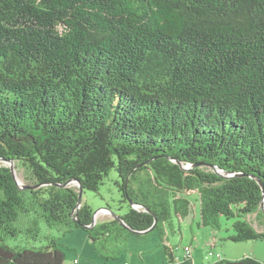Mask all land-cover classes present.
Here are the masks:
<instances>
[{
  "label": "trees",
  "instance_id": "obj_1",
  "mask_svg": "<svg viewBox=\"0 0 264 264\" xmlns=\"http://www.w3.org/2000/svg\"><path fill=\"white\" fill-rule=\"evenodd\" d=\"M113 168L133 230L198 219L212 247L234 218L229 240L264 241V0H0V264H64L53 239L8 243L41 221L132 232L113 217L87 228L93 211L68 183L98 191Z\"/></svg>",
  "mask_w": 264,
  "mask_h": 264
},
{
  "label": "rangeland",
  "instance_id": "obj_2",
  "mask_svg": "<svg viewBox=\"0 0 264 264\" xmlns=\"http://www.w3.org/2000/svg\"><path fill=\"white\" fill-rule=\"evenodd\" d=\"M13 163L17 179L24 183L21 169H18L15 162ZM116 178L117 172L113 168L108 176L104 177L98 191L84 190L82 192V201L86 202L93 212L101 207L108 208L111 212L99 211L96 222L111 219L112 213L122 215L127 210L128 204L120 201L119 190L115 185ZM247 219L257 230L263 229L255 214L247 215ZM197 221L198 219L178 221L174 216L170 225H165L163 234L157 229L139 235L123 231L120 236L105 240L89 239L87 233L79 228H73L72 231H66V227L62 225L48 228L41 221V232L35 239L18 234L17 237L8 239V243L40 248L48 245L53 239L63 253L64 264H170L164 245L172 248L174 257L179 256L180 260L183 259L184 246H190V256L197 264H208L218 258L238 259L243 256L255 257L264 263L262 239L234 242L227 238L233 233L231 224L234 218L219 219L220 224L214 231L216 239L212 247L206 244L212 229L197 226ZM209 252L213 255L209 256ZM217 253L220 257H216Z\"/></svg>",
  "mask_w": 264,
  "mask_h": 264
},
{
  "label": "water",
  "instance_id": "obj_3",
  "mask_svg": "<svg viewBox=\"0 0 264 264\" xmlns=\"http://www.w3.org/2000/svg\"><path fill=\"white\" fill-rule=\"evenodd\" d=\"M172 160L175 161V162H177L178 164H180V167L183 168V169H188V168H191V167L193 168L194 166H196V164H192V163L181 164V163L178 162V160H176V159H172ZM2 161H3L4 163H7L8 166L10 167V169H11V171H12V173H13V178H14V180L16 181L17 185H18L20 188H27V187H28L27 185H25L24 183H21V182L17 179L16 172H15V167H14V163H13V162H14L13 159H10V160H4V159L2 158ZM210 168H211L214 172H216L218 175H221V177H231V176H233V175H236V176L239 175V174L232 173V172H224V171L221 170L220 168H217L215 165L210 166ZM257 180H258L257 182L260 183V180H259V179H257ZM68 183H75L76 186L78 187V191H77L78 202H77V206H76V207L79 208V207L82 205V192L84 191V189H83V187L80 185L79 181L76 180V179H71V180L68 181ZM260 185H261V183H260ZM261 187H263V186L261 185ZM260 206H261V208H262V210H263V212H264V201H263V199H262L261 202H260ZM138 207H141V205H136V204L133 205V208H138ZM103 209H104L106 212L109 211V209L104 208V207H101L100 209L94 211V212H93V215H92V220H93V221H91L90 226H89V225L86 226L87 228L91 229V228L96 224V221H97V220L95 219V215H96L99 211H101V210H103ZM109 212H110V211H109ZM110 213H111V212H110ZM112 215H113V218H115V219L117 220L118 224H119L121 227H123V228H125V229H127V230H129V231H132L133 233L144 234V233H146V232H148L149 230L152 229V227H150L149 229H145V230H143V231L133 230L131 227H129L127 224L124 223V221H123V219H122L121 217H119L118 215L113 214V213H112ZM155 222H157L156 219H155V221L153 222V224H154Z\"/></svg>",
  "mask_w": 264,
  "mask_h": 264
},
{
  "label": "built area",
  "instance_id": "obj_4",
  "mask_svg": "<svg viewBox=\"0 0 264 264\" xmlns=\"http://www.w3.org/2000/svg\"><path fill=\"white\" fill-rule=\"evenodd\" d=\"M190 252H191L190 246H188V245L184 246L183 259L189 257L190 256ZM208 255L209 256H212L213 253L212 252H209ZM217 256H219L218 253L216 254V257Z\"/></svg>",
  "mask_w": 264,
  "mask_h": 264
},
{
  "label": "crops",
  "instance_id": "obj_5",
  "mask_svg": "<svg viewBox=\"0 0 264 264\" xmlns=\"http://www.w3.org/2000/svg\"><path fill=\"white\" fill-rule=\"evenodd\" d=\"M182 260H183V259H182ZM175 261H176V262H180V261H181V260H180V257H179V256L175 257ZM193 262H194L195 264H197L196 261L193 260ZM199 264H203V263H199Z\"/></svg>",
  "mask_w": 264,
  "mask_h": 264
},
{
  "label": "bare ground",
  "instance_id": "obj_6",
  "mask_svg": "<svg viewBox=\"0 0 264 264\" xmlns=\"http://www.w3.org/2000/svg\"><path fill=\"white\" fill-rule=\"evenodd\" d=\"M18 179H19V178H18ZM19 180H20V179H19ZM103 210H104V209H103ZM103 210H102V211H103ZM104 211H105V210H104ZM98 214H99V212L95 215V219H97V215H98Z\"/></svg>",
  "mask_w": 264,
  "mask_h": 264
}]
</instances>
